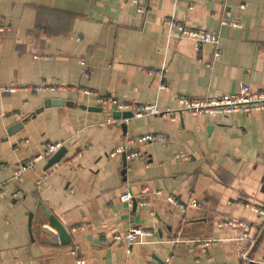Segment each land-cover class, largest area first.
I'll list each match as a JSON object with an SVG mask.
<instances>
[{"label": "crops", "instance_id": "obj_1", "mask_svg": "<svg viewBox=\"0 0 264 264\" xmlns=\"http://www.w3.org/2000/svg\"><path fill=\"white\" fill-rule=\"evenodd\" d=\"M166 22L215 34L217 45L196 52ZM42 84L55 90H6ZM242 85L264 92V0H0V264H264V217L249 209H264V112L113 124L129 112L99 101L175 110L180 97ZM148 134L165 141L135 143ZM47 144L63 157L15 181ZM137 151L142 159L129 158ZM167 196L204 204L182 213ZM46 211L69 242L45 243ZM227 220L249 229L219 226ZM135 228L152 235L114 240Z\"/></svg>", "mask_w": 264, "mask_h": 264}, {"label": "built area", "instance_id": "obj_2", "mask_svg": "<svg viewBox=\"0 0 264 264\" xmlns=\"http://www.w3.org/2000/svg\"><path fill=\"white\" fill-rule=\"evenodd\" d=\"M129 4H133L135 6L138 5V0H124ZM206 1V0H204ZM137 13L141 14L143 9L137 7ZM175 31L178 34V37L182 39H188L194 42L195 44V51H199V47L203 45H213L216 47L217 45V36L215 34L203 32V31H195L189 30L185 28V26L176 23H170ZM223 26H231L233 28H240L241 23L237 20L234 21H226L223 20L221 22ZM219 53L215 52L213 57H218ZM151 74L156 78H162V75L159 71H152ZM161 90H167L168 86L166 84L160 85ZM9 92H16V91H26L32 93H43L47 90H55L52 87H47L45 84L35 88H17L15 86H11L6 89ZM89 94L90 92H86ZM101 103L109 102L113 109L119 113L129 112L133 115L134 118H142V117H166L170 116L172 113L176 112H186L192 116H231L237 113H254V112H264V92H252L247 85H242L239 91L235 94H224L217 98H187V97H180L177 100V109L175 110H159L154 105L145 104V105H133V104H125L118 102L117 100L109 99L107 101L99 99ZM174 121V118H171ZM127 123L129 119H122V120H109L108 123H117V122ZM165 139L159 135H144L136 140L137 145H144L146 143H162ZM61 148V144H47L43 151L25 162H21L18 164L16 169L13 172V178L15 181H20L22 176L31 171L36 164L49 160L59 149ZM125 153V146L120 145L116 148L115 152L111 154L112 156L116 154H123ZM82 152H80L77 156H80ZM129 158L133 159H142L143 155L141 152L137 151L129 155ZM146 190L143 191V193ZM3 187L0 186V195H3ZM157 195H161V192H156ZM122 200L131 207L132 197L129 194H123L121 196ZM166 201L169 205L177 207L182 213H185L187 209H198L204 203L198 202L194 199L189 200L187 203H182L178 201L173 196H167ZM144 202H141V205H144ZM249 205H247L248 207ZM254 213L257 215L264 217V209L256 207V206H249ZM241 226L245 230L249 229L248 224L245 223H237L231 220L223 221L219 223V226ZM152 234L148 230L135 228L132 229L130 232L125 234L123 237L116 236L114 240H120L123 238L127 246H131L135 243L140 237H150ZM244 238H247V234L243 235ZM207 247V243L204 244ZM70 255L74 256L75 252L71 251ZM77 264H81V261L78 260Z\"/></svg>", "mask_w": 264, "mask_h": 264}, {"label": "water", "instance_id": "obj_3", "mask_svg": "<svg viewBox=\"0 0 264 264\" xmlns=\"http://www.w3.org/2000/svg\"><path fill=\"white\" fill-rule=\"evenodd\" d=\"M44 106L48 107L49 103H46ZM39 112H41V110L36 111V113H39ZM117 115L119 116L118 113H117ZM122 117L124 119L130 118V117H132V114L131 113H125V114H122ZM25 122H27V120ZM64 152H65V149L60 148L54 154V156L49 160L47 167L49 168L52 165L56 164L63 157ZM44 215H45L46 221L48 223V227L50 228V230L44 229V228L41 229V232L44 233L48 237V239L45 241V243L56 245L59 242L61 245H64L66 242H69L70 240L68 238V235H67L65 228L52 215H50L48 211L44 212ZM29 217H30V219H29L28 226H29V231L31 234V216H29Z\"/></svg>", "mask_w": 264, "mask_h": 264}]
</instances>
